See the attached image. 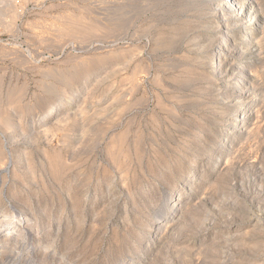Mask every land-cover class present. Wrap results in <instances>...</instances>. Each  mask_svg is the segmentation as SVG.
Wrapping results in <instances>:
<instances>
[{
  "label": "rangeland",
  "instance_id": "obj_1",
  "mask_svg": "<svg viewBox=\"0 0 264 264\" xmlns=\"http://www.w3.org/2000/svg\"><path fill=\"white\" fill-rule=\"evenodd\" d=\"M254 2L0 0V264H264Z\"/></svg>",
  "mask_w": 264,
  "mask_h": 264
},
{
  "label": "bare ground",
  "instance_id": "obj_2",
  "mask_svg": "<svg viewBox=\"0 0 264 264\" xmlns=\"http://www.w3.org/2000/svg\"><path fill=\"white\" fill-rule=\"evenodd\" d=\"M212 3V2H211ZM216 4H217V6H216V10L220 13V15L222 16V21L221 22H223V23H225V26L227 25V28H228V26L230 25V24H232V23H234V20H237L238 18H239V21L237 20V23L239 22L240 23V25H242L241 27H244V30L245 31H248V34H251L252 33V31H253V28L255 27V25H256V22L258 23V21H252V20H254V18L256 17V15L258 14V9L256 8V5H255V2H254V0H216ZM248 17V18H247ZM246 19V22L245 23H243V22H240V21H243V20H245ZM231 21V22H230ZM238 23V24H239ZM232 26H235V25H232ZM236 27V26H235ZM226 28V29H227ZM231 28V27H230ZM225 29V30H226ZM238 29V28H237ZM236 29V30H237ZM240 30H241V28H239ZM230 31V30H229ZM227 32V31H226ZM257 32V31H256ZM232 33V32H231ZM252 38V37H251ZM232 40V39H231ZM255 40V39H254ZM230 44V43H229ZM228 42H225L224 43V46L222 47V49L218 52V59H220V62H219V70L218 71H221L222 70V67H221V61H223L222 60V58H224L225 56H224V54H221V53H223V49H224V52H226L225 51V49L228 47ZM252 43H251V40H249L248 42H247V45H251ZM237 51V50H236ZM241 53V52H240ZM243 54V53H242ZM241 54V55H242ZM231 56V55H230ZM229 57V56H228ZM241 57V56H240ZM225 62V61H224ZM223 62V63H224ZM227 63V62H226ZM231 63H232V61H231ZM215 64V63H214ZM234 64V63H233ZM228 65V64H227ZM229 66V65H228ZM224 67V66H223ZM225 70V69H224ZM223 71V70H222ZM221 71V72H222ZM221 74V73H220ZM226 74V73H225ZM235 80V79H234ZM225 81H227V80H225ZM232 82V81H231ZM231 82H229V83H231ZM244 82V81H243ZM227 83V82H226ZM246 86V85H245ZM235 87V86H234ZM238 88V87H237ZM228 89V88H227ZM247 94V92H244V96H246V94ZM244 97H242V94L241 93H238V97H237V101H239V103L243 106V108H242V111H243V115H245V114H247V112L248 111H246V110H248L251 106H247V105H245L244 104ZM238 103V104H239ZM253 104L255 105V104H259V102H258V100H256V101H254L253 102ZM252 104V105H253ZM233 107V106H232ZM52 108H54V107H52ZM51 109H49L48 110V112L46 113V115L49 113V111H50ZM246 111V112H245ZM52 113V112H51ZM234 113V112H233ZM53 114V113H52ZM233 115V114H232ZM248 115V114H247ZM52 116H55V113L52 115ZM245 116H243L242 118H239V121L240 122H243L246 118H244ZM238 120V119H237ZM239 121H237V122H239ZM240 125H241V123H240ZM236 126V125H235ZM229 138V137H228ZM232 147V146H231ZM226 153V152H225ZM225 153H223V154H221L220 156H222V155H224ZM230 153H231V155L229 156V157H227L225 160H223L222 161V164H221V166L224 164V163H226V162H228V160H231L232 159V157H233V152H232V148L230 149ZM198 160V158H195V161H197ZM193 166H195V165H192V167ZM210 171V170H209ZM174 214V212H172V214H170V216L169 217H171L172 215ZM163 215H165V214H163ZM162 215V216H163ZM11 216H14L13 214L11 215ZM2 217V216H1ZM164 217V216H163ZM162 217V218H163ZM22 219H23V217H22ZM22 219H20L18 222H17V225L15 226V227H13L12 229H13V231H9V233H11V232H16V228H21V226L24 224V222H25V220H22ZM15 220V219H14ZM160 220V219H159ZM23 222V223H22ZM16 223V222H15ZM7 224V223H6ZM18 230V229H17ZM1 232V231H0ZM18 233V232H17ZM12 234V233H11ZM11 234H10V236H11ZM14 234V233H13ZM10 238V237H9ZM12 239V238H11ZM22 248V247H21ZM20 248V249H21ZM28 249V248H27ZM33 249V248H32ZM31 251V250H30ZM7 262H9L8 260H7ZM6 262V263H7ZM12 261H10V263H11ZM16 262V261H15ZM6 263H4L3 262V264H6ZM12 264V263H11ZM13 264H14V262H13ZM17 264V263H16Z\"/></svg>",
  "mask_w": 264,
  "mask_h": 264
}]
</instances>
